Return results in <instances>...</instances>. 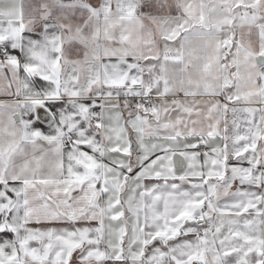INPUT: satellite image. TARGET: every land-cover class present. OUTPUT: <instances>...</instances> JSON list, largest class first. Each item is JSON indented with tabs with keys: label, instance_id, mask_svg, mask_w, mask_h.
I'll list each match as a JSON object with an SVG mask.
<instances>
[{
	"label": "snow or ice",
	"instance_id": "6c2138e0",
	"mask_svg": "<svg viewBox=\"0 0 264 264\" xmlns=\"http://www.w3.org/2000/svg\"><path fill=\"white\" fill-rule=\"evenodd\" d=\"M0 264H264V0H0Z\"/></svg>",
	"mask_w": 264,
	"mask_h": 264
}]
</instances>
